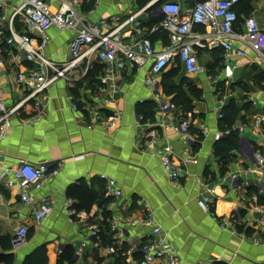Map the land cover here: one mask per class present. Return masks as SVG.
<instances>
[{"label": "crops", "instance_id": "0c3cea01", "mask_svg": "<svg viewBox=\"0 0 264 264\" xmlns=\"http://www.w3.org/2000/svg\"><path fill=\"white\" fill-rule=\"evenodd\" d=\"M162 1L176 2L183 10L196 2L157 0L155 7ZM83 3L78 13L86 22L106 20L107 28L102 32L144 6H139V0H94L92 9L83 11ZM250 6V14L256 15L264 28V0L251 2ZM52 9H56V4ZM6 15L9 17L11 10ZM156 18L154 14H142L141 32H133L132 40L145 35ZM126 28L134 30L133 26L123 30ZM14 30L23 33L25 28L16 22ZM156 33L149 34L154 46L166 45V34L163 37ZM73 34L50 29L43 54L59 64L66 61ZM8 36L4 29V37ZM2 40V100L6 107H12L26 96L16 75L34 65L16 62L15 49ZM235 48L241 46L237 44ZM87 59L67 73L74 81L57 80L37 98L38 106L29 101L13 112L8 130L0 137V169L14 166L18 160L47 163L50 168L59 169L56 176L48 177L42 188L34 192L35 196L53 200L49 214L39 225L33 223L35 206L22 205L16 189L0 185V238L12 237L21 224H26L31 234L11 251L12 264H22L25 256L38 247L45 248L47 264H58L63 254L68 257L63 264H114L118 257L124 258V264H137L135 256L151 239V229L140 224L132 226L130 222L141 220L147 208L167 242L179 251L182 264H264V232L254 224L256 218L264 215L251 209L253 194L264 203V164L258 165L253 156L264 145V124L258 129L254 125L255 117L264 115V89L253 78L264 73V67L255 55L248 50L247 56L241 57L233 50L227 62L232 74L227 78L221 50L200 49L202 72L187 75L180 67L175 78L176 82L187 78L201 94L199 99L189 95L192 112L185 115L180 110L165 114L159 111V103L172 100L162 91V73L153 88L145 83L146 69L136 71L128 63L117 76L113 92L116 103L95 105L90 96L101 84L103 65L99 60ZM149 100L155 103L153 120H143L137 110L139 104ZM230 101L238 109L230 126V130H238V141L228 153L229 161L224 163L219 160L223 152L217 153L221 145L214 135L222 137L229 131H220L219 119ZM94 108L104 121L117 112L119 122L107 128L93 117ZM180 118L189 122L184 137L175 129ZM150 131L155 132L157 148L171 146V160L178 170L175 181L163 170L154 147L149 146ZM109 178L115 180L120 196H105ZM211 191L210 211L204 212L197 201ZM221 218H226L230 226L220 228ZM115 219L117 228L112 227ZM92 228L97 230L95 237L90 236ZM99 233L107 241L103 246ZM142 257L143 253L140 260Z\"/></svg>", "mask_w": 264, "mask_h": 264}, {"label": "built area", "instance_id": "2783aa9c", "mask_svg": "<svg viewBox=\"0 0 264 264\" xmlns=\"http://www.w3.org/2000/svg\"><path fill=\"white\" fill-rule=\"evenodd\" d=\"M96 1V0H95ZM153 0L143 7L128 14L124 21L114 27L102 32L107 28L106 20L99 23H88L78 13L83 0H0V38L3 42L15 49L13 56L16 62H30L34 68L25 73H18L16 81L21 84L26 96L18 104L6 107L2 100L0 85V137H2L10 126V116L19 107L34 101L39 105L37 98L49 86L57 80L74 81L68 76L83 59H96L103 65L100 83L90 96L97 106H110L116 103L114 93L118 74L125 65L131 64L136 71L146 69L145 83L155 87L157 77L168 67L178 64L187 75H196L202 72L199 64L198 52L204 48L220 49L225 61L224 73L227 78L232 74L228 65L229 54L235 50L241 57L247 56V51L255 55V60L264 67V28H261L254 15L250 14L243 19L238 27L236 6L241 0H199L191 8L181 9L180 5L173 1H162L157 7ZM12 3V5H9ZM56 4V9L52 5ZM11 10V15H6ZM161 15L162 19L152 25L149 31L132 40L133 32H141L140 16L142 14ZM117 21V19L115 20ZM19 22L24 26L23 33L14 30V24ZM133 26V29L125 27ZM55 28L58 31H71L73 36L69 41V58L56 63L47 58L43 51L48 44L47 32ZM197 28H201L198 30ZM4 29L9 33L4 37ZM165 32L168 43L156 48L149 34ZM241 48H235L236 45ZM4 63L0 55V71ZM84 75V74H83ZM75 109V105H73ZM162 114L178 110L171 101L158 104ZM91 112L93 117L101 120V124L107 128L115 126L119 122L120 114L114 112L113 116L104 121L95 108ZM38 119V118H37ZM264 124V115L255 117L254 125L258 129ZM176 131L185 136L189 130V122L180 118ZM154 131L148 134V144L154 147L155 155L160 164L172 181L178 177V170L171 160L172 148L163 145L157 148V138ZM205 135V134H204ZM220 134L216 133L214 139L218 140ZM254 159L258 165L264 164V145L254 151ZM190 161V159H185ZM59 169L50 168L47 163H32L18 160L14 166L0 169V185L6 189H16L22 205H34L33 223L39 225L49 214L53 200L48 196H35L48 177L56 176ZM236 180L235 176H232ZM237 187V184H235ZM239 186V185H238ZM244 186H248L245 183ZM121 191L116 187L114 179L107 180L105 196H120ZM212 191L202 194L197 201L198 207L204 211H210ZM251 209L264 215V203H260L256 194L251 195ZM220 228L230 226L226 218L219 220ZM142 225L151 229V239L141 248L143 257L137 264H182L179 251L167 242L165 234L161 232L159 224L155 222L153 213L147 208L144 217L137 221L133 220L130 225ZM254 224L259 231L264 232V216L256 218ZM112 227L117 228L116 219L112 221ZM28 233L26 224L19 225L11 237L12 250L17 249L25 243ZM97 230L92 228L90 236L95 237ZM123 237L122 233L118 234ZM96 247L99 246L94 241ZM79 251V250H78ZM111 252H114L110 248ZM128 250V254H130Z\"/></svg>", "mask_w": 264, "mask_h": 264}, {"label": "trees", "instance_id": "16d2710c", "mask_svg": "<svg viewBox=\"0 0 264 264\" xmlns=\"http://www.w3.org/2000/svg\"><path fill=\"white\" fill-rule=\"evenodd\" d=\"M83 1H84L82 5L83 11H89L90 9H92L94 5V0H83ZM149 1L150 0H139V6L145 5ZM254 1H258V0H241V2L236 6L235 11L237 12V16H238L237 25H236L237 27L242 24L244 17L250 14L252 10L250 3ZM156 17L157 18L154 21L155 23L159 22L162 19V16L160 15ZM197 29L201 30V28H197ZM159 33L161 36H163V34L165 35V32L163 31L162 32L160 31L156 34ZM216 59L217 57L215 55L214 61ZM97 67L99 68V66ZM179 70H180V66L176 64L175 66H171L166 71L162 72L160 84L163 93L167 96L171 95L172 96L171 102H173L178 108V110H180L181 113L185 115L188 114L189 112H192V105H191L192 102L189 95L196 99H199L201 94L199 90L193 85V83L187 78H182L179 82L175 81V78L178 75ZM253 80L255 83L258 84V87L264 89V73L256 75L253 78ZM154 110H155V103L154 101L149 100L139 104L137 112L139 115L143 117V120H153ZM224 110H225V114L222 116V118L219 119V129L220 131H225L226 129H228L229 131L228 133L224 134L222 137L218 139L217 144L221 145V147L218 149L217 153L222 154L223 152V155H220L219 160L224 161V163H227L229 161L228 153L230 150L236 147L238 141V130L237 129L230 130L231 129L230 126L236 117L238 109L236 108L234 102L230 101L226 105ZM30 235L31 234L29 233L28 230L26 239L29 238ZM99 238L101 241V245L103 246L107 242L106 238L105 236H102L100 233H99ZM0 250L3 251L0 252V263L12 264L14 256L11 252L12 251L11 237L0 238ZM138 254H140L139 256L141 257L142 252H139ZM64 255L65 254H63L60 257L58 264H63L64 259L65 260L68 259V257L67 256L65 257ZM139 256H135V258L137 260H140ZM123 259H124L123 257H118L114 264H124ZM22 264H47L45 248L38 247L35 250H33L29 255L25 256Z\"/></svg>", "mask_w": 264, "mask_h": 264}, {"label": "rangeland", "instance_id": "374dc122", "mask_svg": "<svg viewBox=\"0 0 264 264\" xmlns=\"http://www.w3.org/2000/svg\"><path fill=\"white\" fill-rule=\"evenodd\" d=\"M254 17L256 18L257 22L259 23V20H258L257 16H256V15H254Z\"/></svg>", "mask_w": 264, "mask_h": 264}, {"label": "water", "instance_id": "95a60500", "mask_svg": "<svg viewBox=\"0 0 264 264\" xmlns=\"http://www.w3.org/2000/svg\"><path fill=\"white\" fill-rule=\"evenodd\" d=\"M159 1V0H158Z\"/></svg>", "mask_w": 264, "mask_h": 264}]
</instances>
